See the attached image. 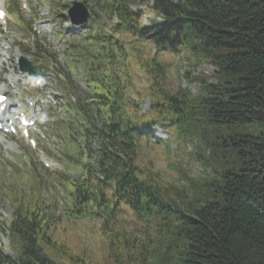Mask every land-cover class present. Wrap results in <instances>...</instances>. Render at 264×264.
<instances>
[{"label":"trees","instance_id":"obj_1","mask_svg":"<svg viewBox=\"0 0 264 264\" xmlns=\"http://www.w3.org/2000/svg\"><path fill=\"white\" fill-rule=\"evenodd\" d=\"M133 1L109 0L102 9L121 24L89 40H101L103 58L90 66L92 102L75 104L79 127L69 129L74 153L75 139L86 142L79 179H64L69 225L14 194L9 236L24 246L15 260L0 249V264H264V0H154L165 22L150 27L135 25ZM149 44L159 55L179 50L194 69L214 66L213 82L186 72L196 94L173 92ZM137 97L149 98L145 114ZM153 126L175 144H156L174 183L142 157ZM187 147L200 168L193 177L175 160ZM228 155L239 169H225ZM212 159L221 172L208 171ZM71 222L88 233L72 236Z\"/></svg>","mask_w":264,"mask_h":264},{"label":"rangeland","instance_id":"obj_2","mask_svg":"<svg viewBox=\"0 0 264 264\" xmlns=\"http://www.w3.org/2000/svg\"><path fill=\"white\" fill-rule=\"evenodd\" d=\"M28 8H29V12L27 14V17L30 18V16L32 14H35L36 16L39 14L43 15V14H48V10L46 8H44L43 6H46L48 3L46 2V0L43 1V4L40 5L39 2L36 3V0H25ZM71 1L74 0H60L59 2L62 4L63 2H65L66 4H69ZM15 2L14 0H0V5L5 4L9 9L11 3ZM148 2V1H146ZM149 3V2H148ZM21 4V3H20ZM56 3L53 2V4H51V6H55ZM147 4H137L135 5V8L133 9H140L142 16L140 19V23L142 25H148V23L153 19V14L149 11V8L146 7ZM66 7V6H65ZM15 8V7H14ZM52 12V10H51ZM25 12H22V15L25 16ZM11 18L14 20L15 24L17 22V19L15 18L14 15H11ZM19 18V17H18ZM24 20H26L27 22L29 21V19L24 18ZM31 19H33L31 17ZM30 19V20H31ZM39 22V21H37ZM56 22H59L58 19L56 20V18H49V22L47 23V25L45 26L47 31H51L53 29V26L56 24ZM37 24V23H36ZM38 26V25H37ZM19 27V26H18ZM20 28V27H19ZM46 32V31H43ZM43 32H41V35L44 36ZM47 35V34H46ZM48 39H51V36H48ZM13 56H17L15 53H12V57ZM170 66L168 68L167 71V75H166V79H167V85L168 87L175 92L177 90V87H181V88H188L189 91L192 94H196L197 91V87H198V83H193L191 85L188 84V82H185L183 80V74L185 72H189V74L191 76H196L197 74H202L208 77V81L209 82H213V79H211L210 77L214 74L215 72V68L208 65V64H199L196 69H193L191 66H188V64L186 63V60L184 59V57L181 54L175 55L174 58L170 59ZM15 65L13 64V62L8 63L4 68H3V73L0 74V89H5L6 88V81L9 80L10 78H12V75L14 72L16 71ZM202 76H199V78H201ZM84 78H80L78 79L79 83L83 84ZM141 83V82H140ZM59 98V97H58ZM140 100L142 101V108H141V114H144L147 112L148 108H149V102L146 98H140ZM61 103L60 99L57 100V102L54 101V104L59 105ZM53 104H51V106H53L54 110H50L47 108V112L46 115H51L54 116L55 115H59V113L61 111H58V107ZM48 131L47 133V139H46V143L48 146H46V150L49 151L51 148H56L58 145V141L55 140L52 132L50 135ZM152 136L153 138H150L147 142L143 143L144 145V149L142 151V157L145 159V161H149L151 162V164L153 165V170L158 174L159 178L165 182H171L174 183L175 179L170 177L169 174H172V172L170 170L167 169L166 167V160L164 158L163 155H159L160 151L157 145H155V141L154 138H157L159 140L162 141V145L167 143V139H169V135L161 128L155 127L152 130ZM44 137H46V135H44ZM0 180L2 181H6L8 179L7 176H10V178L14 177V178H18V174L22 172L23 168L22 165H19L18 162L15 160V157L18 153L20 154V158L21 159H26L31 160L34 158V155L29 151L31 150L26 143H24L21 139L19 138H14V139H7V138H3L0 137ZM166 142V143H163ZM43 144L45 142H42ZM41 144V149L44 148V145ZM169 148L170 149H174L175 145L174 143H170L169 144ZM55 150V149H53ZM191 148L187 147L186 151L182 150L181 152H179L176 156H175V160L180 163V165L183 167V169L186 171V173L193 177L195 175L198 174V172H200V168L198 166V164L190 159L189 157L186 156L185 152L190 151ZM15 152V153H14ZM52 154V153H50ZM55 156V151L54 154H52ZM59 156V155H58ZM46 153L45 152H37L36 158H40L42 160H46ZM56 157V156H55ZM215 159H217L215 157ZM212 159L210 161V163L207 166V169L210 173H219L221 172V169H217L214 166V160ZM15 160V162H14ZM39 161V160H38ZM53 162V161H51ZM80 162V161H79ZM55 165V163H54ZM240 167V162L236 161V157L235 156H227V164L225 166V169H229V168H233V169H239ZM66 168V166H65ZM30 170H32V168H28ZM69 170V172H71V169L67 168V171ZM202 170V168H201ZM33 173V171H32ZM43 178V177H42ZM41 178V180H42ZM11 181H13L14 183L16 182L14 179H11ZM43 181H46V179H43ZM13 184V183H11ZM40 194L42 195L44 201L46 200V203L48 204V207H50L51 209V213L54 214L52 211H55V216H60L62 218V220H60V223L62 225H69V221L67 216L65 215H60L61 207H64V203L66 201V191L64 190V187H62L60 184L56 185L55 182L53 181H47L41 188H40ZM12 216V207L10 205V202L7 198V195L5 193H1L0 192V224L2 221V218L4 220V226L6 227L8 224V219H10ZM82 225H84V223H74L71 222V228H74V230H72L71 228L67 227V232L69 234H73L72 236L76 237V234L78 232H80L79 230L81 229L83 232L88 233L87 228L83 227ZM99 224H96V226H98ZM85 237H89L87 234L85 235ZM4 239V243L5 245H7V240L5 239V237L1 234L0 232V241L2 242V240ZM68 242H72L71 240L68 239ZM78 243H80V241H76ZM76 244V243H74ZM89 247H93V243H88L87 244ZM10 248V246H8ZM9 248H7V252L9 250ZM76 249V246H75ZM10 251V250H9ZM11 252V251H10Z\"/></svg>","mask_w":264,"mask_h":264}]
</instances>
